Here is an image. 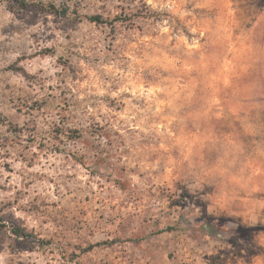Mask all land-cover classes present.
Listing matches in <instances>:
<instances>
[{
  "label": "rangeland",
  "instance_id": "1",
  "mask_svg": "<svg viewBox=\"0 0 264 264\" xmlns=\"http://www.w3.org/2000/svg\"><path fill=\"white\" fill-rule=\"evenodd\" d=\"M26 1L0 0V264H264V0H79L143 1L140 29ZM222 217L254 235L194 226Z\"/></svg>",
  "mask_w": 264,
  "mask_h": 264
},
{
  "label": "trees",
  "instance_id": "2",
  "mask_svg": "<svg viewBox=\"0 0 264 264\" xmlns=\"http://www.w3.org/2000/svg\"><path fill=\"white\" fill-rule=\"evenodd\" d=\"M14 1L17 3L18 8L14 10L17 13H24L28 8V2L26 0ZM140 2V4L133 5L128 13L123 10L121 15H117L111 20H105L100 14L89 15L88 13H84L82 10L83 6L79 0H63L59 5L51 3L48 4V8L52 13L59 17H70L74 15L75 19L83 18L91 22L108 23L111 26H114L115 23L119 22L129 29H140L142 23L147 20H161V14L159 12L154 10L149 4L145 2L142 3L143 1ZM14 129L15 131H22L18 127H15ZM186 221L188 224H194L192 223V218H187ZM196 225L194 224L195 227L200 228L201 234H204L210 239H228L234 242L237 239H250L254 235L251 227L225 217L204 219ZM174 229H176V226L169 227V230ZM14 232L19 236L29 235L19 227L14 228Z\"/></svg>",
  "mask_w": 264,
  "mask_h": 264
},
{
  "label": "crops",
  "instance_id": "3",
  "mask_svg": "<svg viewBox=\"0 0 264 264\" xmlns=\"http://www.w3.org/2000/svg\"><path fill=\"white\" fill-rule=\"evenodd\" d=\"M209 243H212L209 247L198 246L192 250L195 252L192 259H196L197 264H214L213 262L218 255H220L221 260L224 261L222 264H241L242 259H251L255 256V251L252 249L253 245L251 246V242L249 248H247L248 246L245 247L239 243L230 244L229 247L223 242L209 241ZM257 259L261 261L259 257H257ZM174 261V264H177V261L179 264L180 257L174 259Z\"/></svg>",
  "mask_w": 264,
  "mask_h": 264
}]
</instances>
